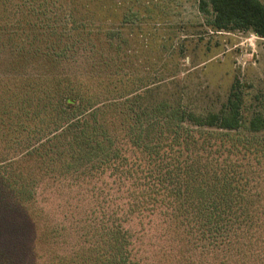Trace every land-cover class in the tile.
Segmentation results:
<instances>
[{
    "label": "trees",
    "instance_id": "1",
    "mask_svg": "<svg viewBox=\"0 0 264 264\" xmlns=\"http://www.w3.org/2000/svg\"><path fill=\"white\" fill-rule=\"evenodd\" d=\"M32 1L15 3L14 11H19L22 3L38 14L41 3L35 7L30 4ZM99 1L102 2L84 0L83 5L89 8L92 3L109 10L108 4ZM198 8L212 14L210 26L216 31L250 30L264 39V4L260 0H200ZM71 11L68 14L73 16ZM26 15L31 20V15ZM66 18L68 31L85 32L75 27L73 18ZM76 45L53 43L40 50L39 44L29 43V50L43 52L49 57L45 59L56 62L67 60L64 53ZM88 57L92 62L87 70L82 67L79 72L63 71L55 76L0 79V144L16 146L22 137L33 138L17 154L0 157V174L20 205L29 204L37 193L35 182L29 178L30 166L27 177L24 175L25 160L46 164L42 174L56 178L48 162H60L66 151L75 156L81 151L88 158L97 156L81 168L68 169V176L72 177L67 182L87 186L83 188L85 199H97L84 222H75L78 241L87 242L98 236L104 246L93 245L82 256L47 255L37 264H146L144 260L149 257H136L133 236L123 223L134 215L141 218L147 232L157 230L152 251L160 255L154 260L151 255L152 264H188L197 252L202 255V264H264V141H239L243 137L232 136L231 145L225 147L238 158L234 167L242 178L253 182L257 178L262 189L253 197L238 178L218 182L211 187L213 190L196 187L208 179L205 168L209 164L197 162L201 158L199 147H214V142L208 132L201 137L192 133L195 127L257 133L264 131V116H244L242 97L232 92L227 106L217 113L199 115L183 111L178 103L163 102L154 106L160 117L143 122L142 113H134L130 105L141 96V83L129 78V86L122 92L128 77L120 66L115 65L118 67L113 73L95 55ZM13 99L16 100L12 102ZM8 171L12 172L5 173ZM17 179L20 183L13 187ZM104 187L115 188L113 209L102 197ZM204 210L207 215L213 211L219 216V226L212 228L201 219ZM33 217L29 214L36 227ZM43 234H35L39 246L43 244ZM206 239V245L201 244ZM42 258L43 255L37 256Z\"/></svg>",
    "mask_w": 264,
    "mask_h": 264
},
{
    "label": "rangeland",
    "instance_id": "2",
    "mask_svg": "<svg viewBox=\"0 0 264 264\" xmlns=\"http://www.w3.org/2000/svg\"><path fill=\"white\" fill-rule=\"evenodd\" d=\"M20 1L0 0V79L7 76L19 79L21 76L29 79L55 76L59 74L57 72H79L82 67L87 70L92 62L88 56L95 55L99 63L103 65L101 60L113 73L118 67L115 65L120 66V71L128 77L122 92L128 88L129 78H134L141 83L139 86L144 87L141 96L130 104L134 113L137 110L142 113L143 122L160 117L154 106L163 102L170 105L178 103L183 111L199 115L217 113L227 106L232 92L242 97L244 116L253 113L264 116V39L250 30H214L210 26L212 14H205L198 8L200 0L99 1L102 5L108 4L109 10L92 3L87 8L83 5L84 0H33L30 4L35 7L41 3L38 14L30 9V5L22 3L20 10L14 11L15 3ZM260 1L264 4V0ZM70 9L73 16L68 14ZM26 14L31 15V20L25 18ZM69 17L74 19L77 29H85L86 33L68 31L64 19ZM121 18H125L126 23H121ZM29 43L39 44L42 46L40 50H46L53 43L77 45L68 52L66 50L64 56L67 60L54 62L47 60L49 57L43 52H30ZM98 67L103 71L102 66ZM185 122L189 124L187 120ZM193 130L192 133L200 134L199 137L208 132L214 142V147H199L201 158L198 157L197 162L209 164L205 168L208 179L196 187L213 190L211 187H216L218 182L238 178L242 187H247V193H253V197L258 195L262 188L257 178L254 182L242 178L234 167L238 158L225 147L231 145L232 136L243 137L238 138L239 141H264V131L223 132L216 127H205V131L195 127ZM29 137H22L16 146L0 144V157L17 154L26 146L27 140H33ZM96 157L88 158L83 151L78 156L66 151L60 162H48L49 167L55 170L56 178L42 174L46 164L25 160L24 175L27 177L30 166L29 178L35 182L33 188L37 191L26 206L18 203L12 188L6 186L0 174V264H37L47 255L49 258L53 254L82 256L93 245L104 246L98 236L87 242L78 241L75 222H84L87 211L97 199H85L83 188L87 186L67 182L72 177L68 176V169L81 168ZM15 170L20 171L18 166ZM261 175H264V170ZM19 183L20 180H15L13 187ZM107 189L104 187L106 192L102 197L113 209L115 188ZM209 213L207 215L208 211L204 210L201 219L212 228L219 226V216L213 211ZM29 214L34 215L36 227L30 222ZM157 218H160L159 214ZM140 221L141 218L134 215L123 223L133 236L136 257L147 256L149 259L144 262L152 264L151 255L152 260L159 259L160 255L152 251L153 240L157 241L154 238L157 230L147 232ZM40 231L45 234L43 244L39 246L35 236ZM207 242L206 239L201 244L206 245ZM38 255L44 258L37 259ZM201 259V253L197 252L188 264H202Z\"/></svg>",
    "mask_w": 264,
    "mask_h": 264
}]
</instances>
